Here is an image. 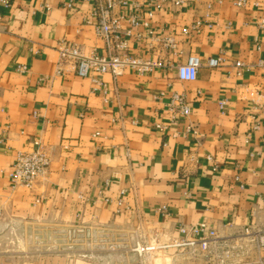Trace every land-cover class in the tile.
Wrapping results in <instances>:
<instances>
[{"label":"crops","instance_id":"1","mask_svg":"<svg viewBox=\"0 0 264 264\" xmlns=\"http://www.w3.org/2000/svg\"><path fill=\"white\" fill-rule=\"evenodd\" d=\"M69 1H0V225L37 229L61 217L90 233L144 223L170 243L181 226L207 220L220 245L195 253L171 249L179 258L174 264H263L264 248L256 251L255 242L264 231V116L242 93L245 85L264 88L258 65L264 32L257 23L264 0L241 7L237 0L167 4L153 8L151 19L146 0H122L115 12L126 17L129 53L154 67L143 75L127 68L117 79L105 73L106 93L93 91V75L79 77L72 63H61L64 39L86 54H106L92 18L95 1L76 0L72 8ZM134 12L141 23L129 34ZM198 21L199 30L185 33ZM170 36L179 41L177 49L161 44ZM190 55L222 63L203 65L195 81H180L171 64ZM237 60L249 68H237ZM174 93H184L192 108L176 121L169 108ZM35 142L50 165L32 189L15 186L16 153ZM233 243L242 244L234 254L242 252L243 263L218 258ZM70 255L42 251L17 259L0 252V264H122L118 256ZM126 263L141 264L137 258Z\"/></svg>","mask_w":264,"mask_h":264},{"label":"built area","instance_id":"2","mask_svg":"<svg viewBox=\"0 0 264 264\" xmlns=\"http://www.w3.org/2000/svg\"><path fill=\"white\" fill-rule=\"evenodd\" d=\"M5 6H10V0H0ZM95 1V9L92 13V18H96L95 25L96 35L101 37L105 41L106 54H97L93 52L86 54L83 49L77 44L68 41L61 40L58 45V50L61 57V63L70 62L75 68L79 77L86 78L92 76V80L96 87L93 91L101 89L103 93L107 92V84L102 79L105 73H110L114 78H118L124 74L127 68L134 69L137 73L143 75L151 71L154 67V63L145 58L134 56L129 53V43L123 37L122 21L126 18L122 14L116 13L115 9L124 3L122 0H86ZM193 0H146V3L152 10L148 13V16L153 18L155 16V10L153 8H163L167 4H172L177 7L184 6ZM246 0H237L235 4L237 6H245ZM76 4V0H70L67 3V7L72 8ZM1 18V15H0ZM90 22V20H86ZM130 28L127 31L132 34V30L138 27L141 23L140 15L137 12L131 13L128 16ZM258 26L261 31L264 32V16H261L258 21ZM146 25H150L147 22ZM202 26V22H196L191 29H185V33H191L192 31L199 30ZM151 38H154L153 31H149ZM158 39V38H157ZM164 48L177 49L178 43L175 37H166L159 39ZM222 63L220 57H212L206 62L197 55H190L186 62L178 63L176 65L171 64V67H175L177 72V78L180 81H195L198 77L199 69L203 65H207L210 68L219 67ZM258 65L264 68V52L263 56L258 61ZM235 66L239 69L249 68L243 61L237 60ZM21 69L25 70L26 66H22ZM58 74L62 73V69L57 70ZM243 99L249 100L254 107L255 112L264 116V88L260 85H245L243 89ZM226 100H221V108L226 106ZM170 111L172 112V121H176L178 118H185L192 112L191 104L184 93H174L169 103ZM159 129L165 128L161 124H157ZM260 124L255 123L253 129L258 130ZM36 147L32 149L19 150L16 153L15 161L12 166L10 177L15 186H24L28 189H32L37 179L43 175L49 165L50 157L46 151L41 148L39 142H35ZM178 237L170 243H165L162 247L164 249H183L192 253L197 251L207 252L211 246V243L217 239V232L213 229L207 220L200 221L192 225H183L178 230ZM257 244L260 248H264V231L258 235ZM140 251V250H139ZM264 264V259L262 261Z\"/></svg>","mask_w":264,"mask_h":264},{"label":"rangeland","instance_id":"3","mask_svg":"<svg viewBox=\"0 0 264 264\" xmlns=\"http://www.w3.org/2000/svg\"><path fill=\"white\" fill-rule=\"evenodd\" d=\"M54 219L37 229L26 225L11 228L1 224L0 252L17 259H31L42 251H49L69 252L72 254L70 257L76 258L92 256L96 261L118 256L122 264L134 262L136 258L141 264H174L179 261L178 257H172L170 249L162 247L165 242L158 229L148 228L144 223H118L88 233L86 228L74 226L61 217L56 219L57 222ZM255 243L256 251H259L257 241ZM219 245L217 240L212 242L209 251ZM241 246L239 243L229 244L218 258H231V261L243 263L245 257L242 252L234 254ZM116 249L126 250L125 255L118 254Z\"/></svg>","mask_w":264,"mask_h":264}]
</instances>
